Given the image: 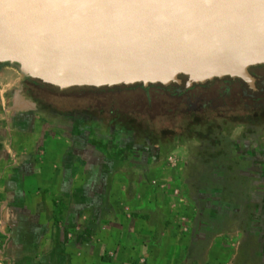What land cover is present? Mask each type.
Masks as SVG:
<instances>
[{
  "label": "crops",
  "instance_id": "1",
  "mask_svg": "<svg viewBox=\"0 0 264 264\" xmlns=\"http://www.w3.org/2000/svg\"><path fill=\"white\" fill-rule=\"evenodd\" d=\"M7 99L0 110V264H189L197 238L188 228L205 225L192 200L202 203L206 193L202 172L185 171L187 160L175 153L145 158L119 136L110 146L89 124L47 123L20 91ZM112 146L120 154L109 155ZM223 189L210 192L213 213Z\"/></svg>",
  "mask_w": 264,
  "mask_h": 264
},
{
  "label": "water",
  "instance_id": "2",
  "mask_svg": "<svg viewBox=\"0 0 264 264\" xmlns=\"http://www.w3.org/2000/svg\"><path fill=\"white\" fill-rule=\"evenodd\" d=\"M0 64L60 91L241 80L264 65V0H0Z\"/></svg>",
  "mask_w": 264,
  "mask_h": 264
},
{
  "label": "rangeland",
  "instance_id": "3",
  "mask_svg": "<svg viewBox=\"0 0 264 264\" xmlns=\"http://www.w3.org/2000/svg\"><path fill=\"white\" fill-rule=\"evenodd\" d=\"M26 79L28 77L15 66L7 65L0 71L2 81L0 95L3 99V102L0 100L1 112L8 106L7 97H11L14 92L20 91L24 96H43L40 91L26 90L24 88ZM46 95L51 103L50 107L68 110L71 106L69 103L59 107L57 106L60 101L58 96L51 93ZM85 102V104L95 103V100L89 99ZM103 109L95 108L94 112L106 122L115 117L118 124L125 123L127 129L136 131V134L131 131L119 136L115 133V128L110 131L108 125L99 128L96 123L89 124L90 130L91 128L96 132L101 130L102 137L107 138L100 139L108 141L110 146L115 144L114 141L119 136L127 142L133 152L139 149L138 146L140 149L143 148L145 158L159 156L165 159L175 153L176 156L187 160L188 166L185 171L192 172L197 178L198 170L204 174L205 178L201 182L203 186H200L206 193L200 197L203 199L202 203H199L198 197L192 200L197 203L196 211H194L196 217L204 219L202 222L205 225L188 228V232L191 231L193 237L197 238L189 264H209L210 262L212 264H264V112L260 116H253L250 124L221 119L216 114L206 119L197 116L196 121L187 120L188 122L181 126L183 132L179 139L170 137L161 143H150L141 138L140 133H158L159 128L165 125L171 126V118L162 117L150 124L135 112L130 115V112L125 110L112 114L107 109ZM37 110L38 116L47 123L67 125L70 121L68 118L58 116L52 112V109L41 111L37 107ZM128 115H130L129 118L126 117ZM140 149L139 152H141ZM116 150L112 146L108 154H120V151ZM195 160L202 161L203 164L197 166ZM196 166L197 170H195ZM162 167L168 170L172 168L166 165V161ZM178 170L180 169H177V172ZM153 181L149 180L148 186L155 187L156 184ZM222 187L225 191L223 197L221 195L218 197L220 211L216 214L211 208H213L212 204L218 202L210 195V192Z\"/></svg>",
  "mask_w": 264,
  "mask_h": 264
},
{
  "label": "trees",
  "instance_id": "4",
  "mask_svg": "<svg viewBox=\"0 0 264 264\" xmlns=\"http://www.w3.org/2000/svg\"><path fill=\"white\" fill-rule=\"evenodd\" d=\"M179 78L182 82L180 85H149L148 87H143L141 84H137L113 88H72L65 91H60L57 88L35 81L41 86V90L39 91L43 96L40 99L32 95L27 97L36 103L41 111L50 109L59 112L67 111L70 113L81 111V108L89 106V104H85V101L92 99L95 100L97 105L111 112H124L126 110L130 112V115L135 112L144 117L150 124L152 121L162 117L164 119L171 118V126L165 125L159 128L157 136L153 137L149 133H143V138L151 143H156L165 141L170 137H177L183 132L181 128L183 124L198 119L195 115H187L185 110H187L192 103H195L194 98H198V95L195 94V90L202 86V84H194L191 88H186L185 83L187 77L180 76ZM222 81H226L229 88L224 87L217 94L220 95V97H225L232 107H234L239 100L240 104L236 105L237 108L248 109V111L257 116H260V114L264 112V88L260 87L259 91L253 94L257 97V99L253 101V98L250 96L252 92L241 80L233 81L228 78L222 80L216 79L212 82H206L204 85L220 84ZM237 84H239L238 87H235ZM48 93H51V95L54 94L60 98L57 106H65L70 103V108H68V110H58L57 108L50 107L51 103L48 101L49 99L46 95ZM75 94L77 95L76 97ZM234 100L235 103L233 104ZM75 101H77V104H75ZM130 115H128V117H130Z\"/></svg>",
  "mask_w": 264,
  "mask_h": 264
},
{
  "label": "flooded vegetation",
  "instance_id": "5",
  "mask_svg": "<svg viewBox=\"0 0 264 264\" xmlns=\"http://www.w3.org/2000/svg\"><path fill=\"white\" fill-rule=\"evenodd\" d=\"M6 66H7L6 64H0V71L3 70V68H5ZM249 70H250L249 71L250 74L255 79L256 91H252L249 88L248 89L252 92V95H250L251 98H253L252 100L255 101L257 97L253 94H256L259 91L260 87L264 88V65L254 66V67H251ZM219 80H222V79H219ZM24 81H25L24 88L26 90H30V91L33 90L37 92L41 90V86L35 81L29 78ZM212 81H209V82H212ZM204 84L205 83H203L202 86L198 87L195 90V94L198 95V98L195 97L194 98L195 103L191 102L192 103L191 106H189V108L185 110L187 114L192 115V116L194 115L200 116V118H205V119L206 117L210 115L216 114V116H219V118L221 117V119L231 120V121H235L238 123L240 122V124H246V123L250 124V121L252 120L253 116H255L254 113L248 111V109L237 108L236 105L240 104L239 100L234 105V107H232V105L229 103V101L225 97L223 96L220 97V95L217 94L224 87L229 88L228 83L226 81H222V83L220 84H213V85L212 84L204 85ZM238 85L239 84L235 85V87L236 86L238 87ZM40 98L42 97H37V99H40ZM234 103H235V100L233 101V104ZM95 108L101 109L104 107L97 105L96 102L95 103L90 102L89 106L81 108V111H74L70 113L67 111L59 112V111H55L52 109V112H54L58 116H61L62 118H70L75 125L96 123L99 126V128H103L104 125H108V129L110 131H112V128L113 129L115 128V133L118 134L119 136L126 135L127 132H131V131H133L134 134H136V131H134L133 129H131V131L129 128L127 129V126L124 125L125 123L118 124L115 121V117L108 119L107 122L106 120L102 119V117H98L94 112ZM103 110H105V108ZM109 112L112 114H117L115 112H111V111ZM122 114H125V113H122ZM126 117L129 118L128 116ZM149 134L153 137L158 135L157 133H152V134L149 133ZM140 135H141L140 137L143 138V133L142 134L140 133ZM177 137H180V135H178ZM145 140L148 141L147 139Z\"/></svg>",
  "mask_w": 264,
  "mask_h": 264
},
{
  "label": "built area",
  "instance_id": "6",
  "mask_svg": "<svg viewBox=\"0 0 264 264\" xmlns=\"http://www.w3.org/2000/svg\"><path fill=\"white\" fill-rule=\"evenodd\" d=\"M168 163H169L170 165H173V163H174V159L171 158V157H169V159H168Z\"/></svg>",
  "mask_w": 264,
  "mask_h": 264
}]
</instances>
